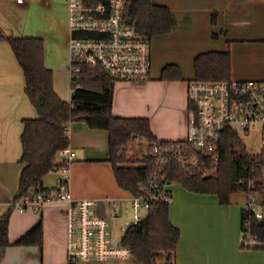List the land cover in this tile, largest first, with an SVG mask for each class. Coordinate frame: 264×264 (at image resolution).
Instances as JSON below:
<instances>
[{"label": "crops", "instance_id": "obj_1", "mask_svg": "<svg viewBox=\"0 0 264 264\" xmlns=\"http://www.w3.org/2000/svg\"><path fill=\"white\" fill-rule=\"evenodd\" d=\"M26 3L0 0V18H6L12 6L24 7ZM161 5L170 8L176 24L170 32L150 38L152 67L148 79L132 83L114 81L112 113L148 118L157 140L182 141L187 133L190 107L187 83L195 75L193 61L197 54L229 50L231 78L264 80V0H172ZM4 28L0 21L1 32L10 35ZM167 63L177 64L183 79L162 78L161 71ZM24 86L16 57L8 42L0 39V214L8 210L10 200L18 193L23 166L19 162L23 119L38 116ZM53 88L61 99L70 100L68 68L54 69ZM135 90L146 93L142 103L135 98ZM67 135L69 147L76 154L70 168L71 194L74 198L94 199L93 213L108 221L109 233L116 241L122 236L120 225L131 217L132 194L116 183L108 161V132L76 121L69 123ZM56 177L55 170L50 172L44 185H54ZM167 189L171 191L170 221L180 231L174 264H264V248L241 247L244 190L232 194L231 203L221 204L216 194L191 192L176 183L169 184ZM112 200L119 203L121 215L114 214ZM65 207L64 202H53L41 210L11 211L10 242L41 223L42 243L7 246L0 264H69Z\"/></svg>", "mask_w": 264, "mask_h": 264}, {"label": "trees", "instance_id": "obj_2", "mask_svg": "<svg viewBox=\"0 0 264 264\" xmlns=\"http://www.w3.org/2000/svg\"><path fill=\"white\" fill-rule=\"evenodd\" d=\"M127 16L132 18L138 32L149 38L170 32L176 24L170 8L152 0H129ZM0 39L8 42L16 57L24 76L25 94L38 114L36 118L23 119L19 159L23 166L15 198L31 196L47 188L44 185L46 176L60 167V151L69 147L66 128L70 122L76 121H83L90 128L107 130L108 161L119 187L132 195H141V185L150 187L154 178L159 180L157 187L151 188L158 191V196L146 200L148 207L142 219L129 225L121 236V244L127 246L132 254L129 264H174L180 231L170 221L171 191L163 188V185L176 183L191 192L216 194L221 204L231 203L232 194L244 190L249 178L257 181L261 192L264 190L260 182L264 156L249 153L236 129L226 128L222 131L217 148L219 162L214 173L206 174L208 166L182 167L176 158L159 169L157 159L151 152L152 145L159 140L150 127L149 119L112 113V78L101 70L83 66L80 77L71 82L70 100L64 101L53 88V71L45 65L41 38L5 35L0 30ZM193 66L197 80L231 78L229 50L200 52L195 56ZM161 77L183 79L181 69L175 63L165 64ZM136 138L145 140L148 151L141 159H130L126 156V149ZM182 154L186 158L194 156L199 162L208 163L207 157L191 144L182 147ZM130 162L137 164L130 165ZM11 211L12 208L8 207L6 212L0 214V259L5 248L11 244L42 243L41 223L10 242L8 221ZM247 216L242 208V222ZM251 231L262 244L250 248H264V220L253 221ZM241 247L247 248L242 244Z\"/></svg>", "mask_w": 264, "mask_h": 264}, {"label": "built area", "instance_id": "obj_3", "mask_svg": "<svg viewBox=\"0 0 264 264\" xmlns=\"http://www.w3.org/2000/svg\"><path fill=\"white\" fill-rule=\"evenodd\" d=\"M69 37L68 56L70 82L80 77L83 66L98 69L114 81L140 82L148 79L152 67V45L148 36L138 32L132 18L127 16L129 0H68ZM23 3L24 0H17ZM188 101L187 135L182 141L154 143L152 155L159 169L173 158L182 167L208 166L206 174L216 171L219 162L218 142L226 128L249 131L261 127L260 142L264 156V80L230 78L227 80H197L187 83ZM68 131V126H67ZM138 141L140 139L136 138ZM191 144L207 157L199 162L194 156L185 157L182 147ZM60 167L56 170L55 184L31 196L10 200L9 207L17 212L28 208L41 210L45 204L64 202L67 218V254L69 264H106L131 258L130 249L112 240L108 221L93 213V198H74L70 191V168L76 159L75 151L67 147L60 151ZM150 187L141 185L143 194L132 195L131 217L119 227L124 233L129 225L136 224L147 210L148 198H156L159 180L154 178ZM153 184V185H152ZM156 184V185H155ZM167 184L163 188L167 189ZM243 210L248 214L241 224V244L250 248L262 244L251 224L264 220V198L253 178L246 180ZM114 214L122 210L111 201ZM120 244V245H118Z\"/></svg>", "mask_w": 264, "mask_h": 264}, {"label": "rangeland", "instance_id": "obj_4", "mask_svg": "<svg viewBox=\"0 0 264 264\" xmlns=\"http://www.w3.org/2000/svg\"><path fill=\"white\" fill-rule=\"evenodd\" d=\"M153 1L160 4L166 2L172 3V0ZM26 2L24 7L12 6V8L6 12V18H0L1 25L5 27V32L16 36H33L41 38L44 47L45 65L51 68L52 71H54L56 67H65L69 69V1L26 0ZM190 70L191 72L193 71L192 68H190ZM129 82L132 83L131 81ZM133 94L141 103L146 96V93L137 92L136 90L133 91ZM236 130L239 132V137L249 153L262 154L263 146L260 142L261 127L259 125L249 131H243L237 128ZM147 151L148 148L145 140L138 141L137 139H133L132 143L128 145L126 149V156L130 159H141ZM130 164L136 165L137 162H130ZM52 175L51 173V176ZM260 182L264 186V167L262 169ZM261 194L264 198V190H262ZM117 235L118 233L116 236ZM115 240L121 243V238ZM129 260L130 259L120 260L115 263L129 264Z\"/></svg>", "mask_w": 264, "mask_h": 264}]
</instances>
